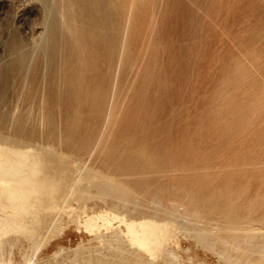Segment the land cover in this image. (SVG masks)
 Segmentation results:
<instances>
[{"label":"rangeland","instance_id":"rangeland-1","mask_svg":"<svg viewBox=\"0 0 264 264\" xmlns=\"http://www.w3.org/2000/svg\"><path fill=\"white\" fill-rule=\"evenodd\" d=\"M34 123L73 161L93 150L82 211L137 214L155 198L190 217L154 253L116 222L99 241L71 221L34 264H264V0H0V124Z\"/></svg>","mask_w":264,"mask_h":264},{"label":"bare ground","instance_id":"bare-ground-1","mask_svg":"<svg viewBox=\"0 0 264 264\" xmlns=\"http://www.w3.org/2000/svg\"><path fill=\"white\" fill-rule=\"evenodd\" d=\"M33 25H35V24H33ZM43 32H45V31H43ZM38 42H36V44ZM20 61L23 62V59L22 60L18 59L17 61L12 62L9 65V68L12 69V67H14L16 64L17 65L20 64L21 63ZM114 107H116V106H114ZM110 115H111V113H110ZM54 141L55 140L53 138H51V136L45 134L43 130L38 129L37 123L32 124L30 126V128H27V129H23V127H21V126L20 127H13L12 125H10V126L6 127L4 124H0V264H18V261L20 258L17 259L18 260L17 262L14 261L15 259H13L12 255L7 258L5 248L7 246H13L15 244L19 245V247L22 248V246H24L27 243L30 245V249L33 250V253L31 252L32 256H30L28 253H25L26 251L23 253L24 264H34V256L39 252L45 238L47 239V237L50 236L51 234H53L54 232H58L59 230H62L63 227L65 225L67 226L69 224V222H71V221L72 222L75 221V222H78L80 224L78 227L76 226L78 231H82V229H84L92 237H94V239L97 238L99 240L100 238H102L103 241L105 238L102 237L103 236V231H101L102 229L107 230L110 228V230H111V228H112V230H115V228H118L116 226L113 229V227L116 223H118V226H120V228H121V225H125L126 229L118 228L120 230V231L119 230L118 231H119V233L120 232L123 233L122 236L123 235H126V237L128 236L127 237L129 240L128 242L137 246L138 248H144V250L146 249L148 252L154 253L157 251L158 244L160 245V243L162 244V242H165V241H163V236H165L164 234L166 233L167 230H169L171 223L174 222L173 220L175 219V216L177 217L176 219L182 220V223H183V219H181V218H184V220H185L188 217V216L186 217L187 214H183L185 212H183V213L181 212L182 211L181 205L183 206V204L175 202V201H172L170 203L174 207L175 213L172 214L173 215L172 217L171 216L170 217L165 216V213L170 211V206L165 205L163 207L159 203V201L155 200V198L151 204L152 206L151 205H142L140 213H137V214H130V211H127V210H124V211L122 210V212H120V211H118V209H116L117 211H113L115 209L114 207H113L114 209L109 207L106 210H99V211H94V209H93V212H91L92 209L90 210L88 208H87V210H90V212H86L87 210L82 211L84 207L82 209H80L79 205L83 204L84 200L91 198L90 196L92 193L91 194L89 193L90 196L89 195H88V197L86 196L87 199H84V200L80 199L78 196L82 197V194L85 193L86 190H84L85 192L80 191L79 189L82 187H80L79 185L82 182H84L86 179L87 174H85L86 173L85 170L87 169V167H85V166L89 162L88 160L90 159V157L92 158L91 154H92L93 150L90 153V157H87V158L80 157V158H78V160L73 161L69 158L70 156L67 157V155L62 154L63 151H62V153H60L59 152L60 150L58 151L57 148H52L51 145H48V143H51V142L54 143ZM57 145H59V143ZM96 150H97V148H96ZM86 152H88V151H86ZM86 155H88V154H86ZM78 157H79V155H78ZM84 168H85V170H84ZM91 169H92V172H90ZM91 169L87 170L91 173V175L89 174L90 178L94 177V179H96L95 175L92 174L93 172L95 173V170H93L92 167H91ZM71 170L73 171L72 175L70 173ZM98 174H96V175L98 176ZM99 178H98V180H99ZM104 178H105V176H104ZM108 178H109V176H108ZM100 182L101 181L99 180V183ZM105 183H106V185H105ZM105 183H104V185L106 186V188L101 187L98 190L99 193L107 195L109 192L115 190L114 187H113L114 189L111 188L112 182H111V184H108L111 187L107 186L108 182H105ZM114 183H116V182L114 181ZM112 185L114 186V184H112ZM78 186H79V188L77 190ZM83 187H85V186H83ZM116 191H113V192L118 193ZM76 192H79V195L77 194V196L76 195L75 196L78 197L79 201L82 200L79 203L77 201L78 199H76L78 204L72 203V199H73L72 197L74 196V193H76ZM80 192H82L81 195H80ZM87 193H88V190H87ZM109 194H111V193H109ZM156 195L157 194H155V196ZM83 196H85V195H83ZM122 196H123V194H122ZM83 198H85V197H83ZM133 199L134 198H132V200ZM84 202H85L84 204H87V201H84ZM119 202H120V199H119L118 203ZM160 202H161V200H160ZM125 203H127V202H125ZM136 205L134 207H136ZM159 205H160V208L163 207V211H161V212H163V215H158L160 210L162 209V208L158 209ZM152 210H153V212H152ZM181 213H182V215H185L186 218L182 217ZM195 214L197 215V212ZM195 214L192 213V215H195ZM169 215H170V213H169ZM190 216H191V214H190ZM188 218H190V217H188ZM176 219H175V221H176ZM176 223H177V221H176ZM176 223H174V224L178 226V223L177 224ZM181 228H183L182 225H181ZM64 229H65V227H64ZM177 229H179V228H177ZM183 229L186 230V228H183ZM192 229H190V230H192ZM215 229H217V228H215ZM172 230H169V231H171V232L177 231L175 229H174V231H172ZM180 230H178V231H180ZM187 230H186V232H187ZM116 231L117 230H115V232ZM109 232H110V234H112L113 231H109ZM109 232H108V234H109ZM115 232H113V233H115ZM115 235H117V234H115ZM115 235H114V237H116ZM172 235L174 236V234H171L170 238L173 237ZM178 235H179V233H178ZM202 236H201V238H202ZM117 237H120V236L117 235ZM184 237H186V236H184ZM113 238H112V240H113V242H115L114 241L115 239H113ZM121 238H123V237H121ZM199 238H200V236H199ZM107 240H105V241H107ZM118 240L120 241V238ZM118 240H116L115 243H117ZM121 241H120V243L118 242L119 245L121 244L120 246H122V247L124 245V248H126L127 245L125 246V244H124V243H126V241L124 240L125 242L123 241L122 243H121ZM202 241H203V239H202ZM99 243L104 244L105 242H103V243L99 242ZM176 243L178 244L179 242H176ZM81 244H83V243H81ZM106 245H107V243H106ZM128 245H130V244H128ZM210 245H209V248H210ZM77 246H79V245H77ZM81 247H83V245ZM122 247H120V248L123 249ZM137 247H136V249H137ZM161 247L162 246H160V248ZM238 247H239V245H238ZM127 248H129V246ZM212 248H213V246L211 247V249ZM78 249H79V247H78ZM95 249H96V247H95ZM167 249H168V247H167ZM211 249H210V251H211ZM83 250H85V249H83ZM127 250H129V249H127ZM131 250H133V249H131ZM171 250H173V247L171 248ZM171 250H170V252H168L169 253L168 255L170 257L172 255L173 259L175 258V261L177 262L178 255L175 252H172ZM123 251H125V250H123ZM55 252H56L55 254H58L57 250ZM133 253L136 254L135 251L132 252V254ZM231 253H233V252H231ZM143 254H144V252H142V255ZM147 254H149V253H147ZM147 254H145V257H147ZM137 255H138V253H137ZM139 256L143 257L144 255L143 256L138 255V257ZM55 257H54V259H55ZM170 257H168V258L170 259ZM147 258H150L149 255ZM138 259L140 260L141 258H138ZM145 260H147V259H145ZM151 260L152 259H150V261ZM160 260H162V259H160ZM166 260H167V258H166ZM142 261H144V260H142ZM165 261H163V263H165ZM157 262H155L153 264H156ZM173 262H174V260L172 261V263ZM65 264H66V262H65ZM149 264H152V263L150 262ZM174 264H177V263H174ZM179 264H180V262H179Z\"/></svg>","mask_w":264,"mask_h":264}]
</instances>
